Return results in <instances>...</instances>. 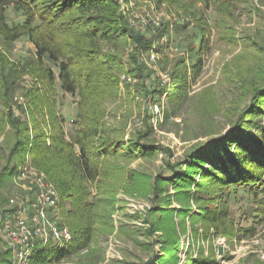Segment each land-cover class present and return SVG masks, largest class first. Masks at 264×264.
I'll use <instances>...</instances> for the list:
<instances>
[{
	"label": "rangeland",
	"instance_id": "1",
	"mask_svg": "<svg viewBox=\"0 0 264 264\" xmlns=\"http://www.w3.org/2000/svg\"><path fill=\"white\" fill-rule=\"evenodd\" d=\"M116 1L127 34L118 48L106 49L119 66L114 68L117 89L103 103L100 121L112 144L126 151L139 143L147 152L106 161L116 176L109 180L111 198L98 207L92 242L47 264H261L262 197L249 188L201 181L203 170L192 169L198 158L191 154L198 145L225 135L249 104L252 90L264 85V0ZM6 16L10 26L25 19L13 7ZM0 54L9 65L6 74L16 72L11 99L6 106L0 101L5 122L0 129L1 224L12 199L34 197L22 173L27 166L37 168L31 152L9 159L17 138L8 115L20 129H28L24 137L31 141L41 131L51 136L52 130L46 127L50 118H43L32 102V91H47L32 71L37 59L33 43L26 37L15 42L0 37ZM198 60L202 67L194 74ZM43 62L56 77L49 101L57 105V116L64 117L70 133L80 99L63 93L58 67L48 59ZM183 73L188 76L185 90L174 97L172 87ZM208 149L210 145L202 154ZM189 179L202 182V188L176 186ZM90 191L95 197V186ZM209 209L225 210L228 218L207 221L202 216ZM60 218L67 226L61 205ZM6 234L0 226V259L21 264Z\"/></svg>",
	"mask_w": 264,
	"mask_h": 264
},
{
	"label": "trees",
	"instance_id": "2",
	"mask_svg": "<svg viewBox=\"0 0 264 264\" xmlns=\"http://www.w3.org/2000/svg\"><path fill=\"white\" fill-rule=\"evenodd\" d=\"M10 7L22 13L25 17L22 23L12 26L7 23L6 10ZM120 25L116 0H0V37L7 42L26 37L35 46L37 59L32 71L47 91H32V102L43 118H50L46 127L52 130L51 136L41 131L31 141L24 137L28 129H20L19 122L8 115L7 124L17 138L9 159L32 153L33 165L44 171L57 187L62 214L72 233L67 246L40 248L29 264L60 262L89 245L96 231L98 207L111 198L110 190L114 187L109 180L114 181L115 169L106 161L117 156L134 158L147 152L139 143H133L126 151L112 144L100 121L103 103L117 89L114 68L119 65L113 55L106 54V49L118 48V41L126 37L127 31ZM44 59L58 67L60 90L80 99L70 133L65 130L64 117L57 116V105L49 101L56 88V77L46 68ZM8 66L0 54V101L5 106L11 99L16 75L15 71L6 74ZM193 67L192 72L197 74L202 61L198 60ZM187 77L186 73L178 77L171 90L174 97L184 92ZM4 125L0 118V129ZM39 130L37 125L34 131ZM207 145L211 150L202 154ZM191 156L198 158V166L192 169L203 170L201 181L206 180L212 186L249 188L255 197H262L264 204V85L252 90L249 104L225 135L198 145ZM205 164L209 165L207 169ZM202 184L189 179L176 186L202 188ZM94 186L95 197L90 191ZM202 217L218 223L226 221L228 213L209 209ZM0 264H5L4 259H0Z\"/></svg>",
	"mask_w": 264,
	"mask_h": 264
},
{
	"label": "built area",
	"instance_id": "3",
	"mask_svg": "<svg viewBox=\"0 0 264 264\" xmlns=\"http://www.w3.org/2000/svg\"><path fill=\"white\" fill-rule=\"evenodd\" d=\"M22 175L34 197L12 199L11 211L6 212L0 226L7 233L14 258L21 264H29L35 248L48 245L63 248L72 241V233L60 223L61 197L47 174L27 166ZM259 260L264 264V251L259 253Z\"/></svg>",
	"mask_w": 264,
	"mask_h": 264
}]
</instances>
